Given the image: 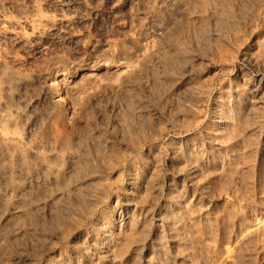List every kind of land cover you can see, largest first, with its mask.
<instances>
[{
    "label": "rangeland",
    "instance_id": "374dc122",
    "mask_svg": "<svg viewBox=\"0 0 264 264\" xmlns=\"http://www.w3.org/2000/svg\"><path fill=\"white\" fill-rule=\"evenodd\" d=\"M0 264H264V0H0Z\"/></svg>",
    "mask_w": 264,
    "mask_h": 264
},
{
    "label": "bare ground",
    "instance_id": "6f19581e",
    "mask_svg": "<svg viewBox=\"0 0 264 264\" xmlns=\"http://www.w3.org/2000/svg\"><path fill=\"white\" fill-rule=\"evenodd\" d=\"M52 20V19H51ZM17 21V20H16ZM26 21V20H25ZM29 23V22H28ZM28 23H27V21L26 22H23V20H19V21H17V22H15L14 24H16L18 27L20 26V27H22V26H24V25H28ZM35 24V23H34ZM18 29V28H17ZM13 30V29H12Z\"/></svg>",
    "mask_w": 264,
    "mask_h": 264
}]
</instances>
